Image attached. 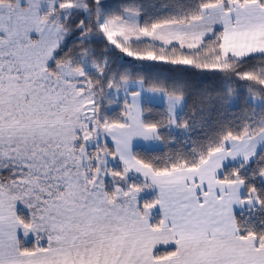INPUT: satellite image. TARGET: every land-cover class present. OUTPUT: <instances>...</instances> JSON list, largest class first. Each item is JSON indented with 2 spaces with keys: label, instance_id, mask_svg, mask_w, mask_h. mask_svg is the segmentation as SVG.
I'll list each match as a JSON object with an SVG mask.
<instances>
[{
  "label": "snow or ice",
  "instance_id": "1",
  "mask_svg": "<svg viewBox=\"0 0 264 264\" xmlns=\"http://www.w3.org/2000/svg\"><path fill=\"white\" fill-rule=\"evenodd\" d=\"M0 264H264V0H0Z\"/></svg>",
  "mask_w": 264,
  "mask_h": 264
}]
</instances>
